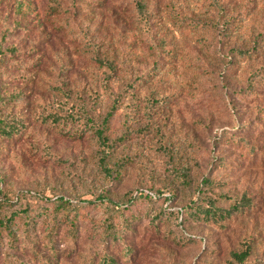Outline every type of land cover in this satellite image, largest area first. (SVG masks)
<instances>
[{
    "label": "rangeland",
    "instance_id": "374dc122",
    "mask_svg": "<svg viewBox=\"0 0 264 264\" xmlns=\"http://www.w3.org/2000/svg\"><path fill=\"white\" fill-rule=\"evenodd\" d=\"M224 8L231 30L208 0H148V28L132 0H0V114L24 123L0 135V264H228L244 237L264 264V0ZM72 103L99 124L116 104L112 173ZM242 193L224 225L188 215Z\"/></svg>",
    "mask_w": 264,
    "mask_h": 264
},
{
    "label": "trees",
    "instance_id": "16d2710c",
    "mask_svg": "<svg viewBox=\"0 0 264 264\" xmlns=\"http://www.w3.org/2000/svg\"><path fill=\"white\" fill-rule=\"evenodd\" d=\"M134 3V8L137 13V20L140 26L147 27L149 23V15L147 10V4L148 0H132ZM208 4L217 10L219 17H221L222 13H225L224 8V0H208ZM205 21V22H204ZM201 25H211V23L207 20H204ZM232 22V17L226 18L224 14H222V23L221 28L222 29H230V24ZM263 44H261L262 46ZM10 51L15 52L13 48H10ZM263 50L259 49L258 47L252 46L242 49H234V52L241 57H247L248 59H253L259 57ZM264 53V52H263ZM262 53V54H263ZM93 59L99 64L106 67V69L109 72V75L114 73L117 69L115 63L113 61H109L105 56H98L94 55ZM108 75V76H109ZM153 72L150 74V76H153ZM256 81L262 80L264 81V75H262L259 72L255 73ZM254 77V78H255ZM8 99H14V96L12 95H4L0 94V103L7 102ZM68 103V102H67ZM66 103V104H67ZM6 104V103H4ZM3 104V105H4ZM72 110L70 111L71 115L81 121L86 127H93V132L95 133V136L98 139L99 145H100V157L99 161L103 165V168L107 171V173H112L113 170L107 168L106 161L109 157V151L111 150L110 147H112V140L107 135L109 120L111 118L112 112L115 109L116 104L112 106L110 110L107 111L105 116L102 119V122L96 123L94 121V118L91 114L88 113V111L82 107L78 106L77 109L73 107V103L70 105ZM59 114H56L55 111L53 114H48L41 119L44 122H47L50 118L51 122H58L59 121ZM24 123L17 120H7L0 114V135L5 138H11L14 135H18L23 130ZM202 184H209V180L203 179L201 181ZM145 195H147L145 193ZM199 197V196H198ZM197 199V198H196ZM194 199L193 202L190 203L191 209L188 211L189 217L205 222V223H214L218 225H224L234 217L240 215L243 216L245 213H247L250 209H252L253 202L251 201V198L247 196L245 193H242L239 198H236L233 200L231 204L228 206H222L219 205L218 200H216V197L211 198L207 196H200V201H197V203H194L196 201ZM219 199V198H218ZM183 209H181V212ZM187 211V210H186ZM184 219V217H183ZM2 224V222H0ZM254 249V242L252 238H246L244 237L240 242V248L237 250H233L230 252V261L228 264H259V262H250L248 261L252 252ZM126 253H130L129 250L125 251ZM100 264H117L114 260L111 258L104 256L100 260ZM51 264V263H50Z\"/></svg>",
    "mask_w": 264,
    "mask_h": 264
}]
</instances>
